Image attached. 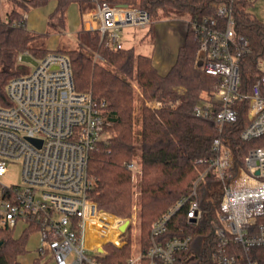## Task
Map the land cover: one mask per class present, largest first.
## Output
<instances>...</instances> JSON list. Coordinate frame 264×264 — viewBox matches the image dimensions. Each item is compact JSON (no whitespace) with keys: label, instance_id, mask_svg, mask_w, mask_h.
Returning a JSON list of instances; mask_svg holds the SVG:
<instances>
[{"label":"built area","instance_id":"built-area-1","mask_svg":"<svg viewBox=\"0 0 264 264\" xmlns=\"http://www.w3.org/2000/svg\"><path fill=\"white\" fill-rule=\"evenodd\" d=\"M28 4V0H19ZM217 17L195 24L199 41L196 64L206 73L220 78L214 97L194 109L197 117L214 120L220 130L237 120L238 101H248L249 125L241 134L250 142L264 136V75L254 84L251 93L239 91L240 57L250 51L249 40L238 35L234 28L232 8L226 4L216 7ZM23 20L28 17L23 11ZM91 24L88 30L98 29L118 49L119 31L129 25L147 28L153 23L150 14L139 8L110 6L97 3L87 13ZM225 19L221 25L219 19ZM5 20L0 12V22ZM19 25V24H15ZM70 35V34H69ZM20 71L27 73L13 78L6 87L8 101L0 102V179L6 176L14 162L22 165L23 183L7 185L0 182V228L30 238L39 237L38 258H51L57 264H106L107 246L122 248L128 242L131 225L123 230L126 221L106 212L88 198L96 180L89 174L90 154L99 143L107 141L105 103H98L91 94L77 92L71 62L60 53H50L37 60L33 70L23 61ZM262 64V61H259ZM219 110L214 111L213 105ZM162 102L147 103L152 110ZM36 141V142H34ZM213 158L201 159L208 168L196 180L192 193L183 197L151 227V245L134 254L123 264H180V255L187 251L191 235L164 239L169 225L180 211L189 222H198L203 214L198 200V187L214 171L222 193L218 222L213 226L218 239L213 258L216 264H235L230 254L235 244L246 252L264 247V146L252 148L244 164L236 167L230 148L221 140L213 143ZM225 157L226 162L223 161ZM132 181L142 174L139 161L127 164ZM117 237H109L111 222ZM133 249V246H132ZM249 264H257L251 261Z\"/></svg>","mask_w":264,"mask_h":264},{"label":"trees","instance_id":"trees-1","mask_svg":"<svg viewBox=\"0 0 264 264\" xmlns=\"http://www.w3.org/2000/svg\"><path fill=\"white\" fill-rule=\"evenodd\" d=\"M51 2H56V8L49 15V24L56 28L66 27L67 12L72 5H77L83 16L101 2L139 8L152 18L161 12L167 17L188 15L190 20L176 62L166 75H162L151 56L137 54L134 48L118 49L111 44L110 34L107 32L103 37L98 29L82 27L77 33V48L50 51L45 42L49 32L29 31L22 13ZM14 3L16 7L0 22V102L6 105L8 83L23 75L18 62L22 53L28 52L37 60L53 52L68 57L77 92L91 94L94 101L105 103L106 119L111 124L108 129L112 133L107 141L99 143L90 154L88 169L96 184L88 198L120 219H131L135 193L127 164L137 159L142 165L137 188L143 252L151 245L152 224L192 193L194 183L208 168L198 161L213 158L216 139L230 148L236 167L244 164L250 149L264 146V136L250 142L241 138L249 125L247 100L236 102L237 120L227 123L222 131L214 120L194 114L198 105L214 97L220 84L219 77L204 72L195 62L199 41L194 25L207 18H216L218 5L232 8L237 34L249 40L250 51L239 60V91L251 93L254 84L264 75V22L250 13L252 0H28V4L14 0ZM219 23L224 25L226 20L220 18ZM153 24L148 27L155 32ZM137 90L140 92L139 106L136 105ZM147 101H159L163 105L152 110L146 105ZM213 106L215 112L220 109L216 104ZM138 123L140 130L137 132ZM198 200L202 218L189 222L185 211H180L164 236V239L193 237L189 249L180 255V264H216L213 252L218 239L213 222L219 220L222 193L218 190L214 171H209L206 180L199 185ZM29 239L28 232L16 236L13 231L0 228V264H23L20 259L28 254ZM130 243L128 237L122 248L108 245V255L102 261L126 263L132 254ZM228 252L236 255L235 264L251 261L264 264V247L246 252L231 244ZM42 261L37 258L29 264H45Z\"/></svg>","mask_w":264,"mask_h":264},{"label":"rangeland","instance_id":"rangeland-1","mask_svg":"<svg viewBox=\"0 0 264 264\" xmlns=\"http://www.w3.org/2000/svg\"><path fill=\"white\" fill-rule=\"evenodd\" d=\"M0 12L2 13L3 18H6V15L8 12H10L13 8L16 7L14 0H0ZM53 11V4H48L45 7L41 8H30L28 9V17L26 20V27L29 31L44 34L46 32H49V37L46 39V46L50 51L54 50H60L61 48L66 49H72L78 47V40H77V33L82 27V16L80 14V11L78 7L73 6L70 7L67 12V20H66V31L62 30L64 28H56L53 25L49 24V15ZM250 13L256 17L258 20L264 22V0H252V4L249 9ZM163 13H159L157 16H154L153 18V25L156 27V20L161 18ZM87 22L90 23L91 16H86ZM188 15L180 16V15H174L172 17H168V20H173L175 24H178L180 29H182L184 26L180 23H185V25H188ZM170 20V21H171ZM84 23V22H83ZM85 29V28H84ZM178 30V29H177ZM68 32V33H67ZM156 32V28H155ZM150 31V28H143L138 26H125L119 31L120 36V42L122 43L123 47L130 49L134 48L135 52L137 54L141 55H147L151 56L154 61L156 62V59L159 58V43L158 39L156 37V33ZM170 32V31H169ZM69 34L71 36H69ZM20 65V63H19ZM27 68L29 70H33L34 66L27 65ZM23 74L27 73L26 71H21ZM136 105H140V92L137 90L136 92ZM154 101H147V103H151ZM146 103V105H147ZM136 131L138 132L140 130V124H136L135 127ZM106 133L109 135L112 133L109 129L106 130ZM137 159H135L136 161ZM138 161V160H137ZM223 161L226 162L225 157H223ZM141 175L137 177V179L133 182V189H134V214L131 219H122L123 221H134L136 224L131 225V230L127 234V240L128 237H130V245L133 246L132 251H134V254L139 253V247H141V226H140V209L138 206L139 201V189L137 188L138 183L140 182ZM1 183L11 185V184H22L23 178H22V165L20 162H14L10 168L9 172L6 176H4L2 179H0ZM219 192L220 186H218ZM111 230L108 233L109 237H113L116 239L117 232H115L113 229L114 224H111ZM124 230V229H123ZM16 236H20V230H18L15 234ZM39 237L33 236L30 238L28 242V254L23 256L21 259L22 263H30L34 261V259L38 258V255L36 253V248L38 245ZM132 255V254H131ZM45 264H57L55 260L51 258L43 259Z\"/></svg>","mask_w":264,"mask_h":264},{"label":"crops","instance_id":"crops-1","mask_svg":"<svg viewBox=\"0 0 264 264\" xmlns=\"http://www.w3.org/2000/svg\"><path fill=\"white\" fill-rule=\"evenodd\" d=\"M51 4H53V11H54L56 8V2H51ZM73 6L78 7L77 5H72L71 7H73ZM78 9H79V7H78ZM86 15H87V13L82 16V21L84 22V23L82 22V27H84L86 30H88L85 27ZM167 18L168 17L163 13L161 18L156 20V27H155L156 28L155 33H156V37H157L158 43H159V48H158L159 58L156 59V62L153 59V63L156 66V68L158 69V71L160 72V74H162V75H166L170 71V69L172 68L174 63L176 62L178 50L184 43L186 33H187V28H188V25H185V23H180L184 26L182 29H180L179 26H177L178 24H175L174 22H172L173 20L170 19L171 20L170 21ZM189 20H188V23H189ZM58 28H60V30H61V27H58ZM62 30L66 31L65 28ZM69 36H71V35H69ZM38 243H39V240H38ZM32 262H30V263H32ZM23 264H25V263H23ZM26 264H29V263H26Z\"/></svg>","mask_w":264,"mask_h":264},{"label":"water","instance_id":"water-1","mask_svg":"<svg viewBox=\"0 0 264 264\" xmlns=\"http://www.w3.org/2000/svg\"><path fill=\"white\" fill-rule=\"evenodd\" d=\"M122 7H125V6H122ZM23 61L26 62V63H28V64H30V65H32V66H36V65H37V61H36L34 58H32L31 56H24V57H23ZM20 68H21V67H20ZM34 142H36V141H34ZM129 225H130V222L127 221V222L125 223L123 229H125V228L128 227ZM0 245H1V244H0Z\"/></svg>","mask_w":264,"mask_h":264}]
</instances>
